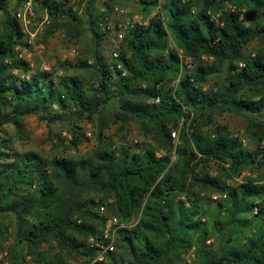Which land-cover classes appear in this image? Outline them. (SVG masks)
Wrapping results in <instances>:
<instances>
[{
	"label": "trees",
	"instance_id": "1",
	"mask_svg": "<svg viewBox=\"0 0 264 264\" xmlns=\"http://www.w3.org/2000/svg\"><path fill=\"white\" fill-rule=\"evenodd\" d=\"M22 1L9 9L0 0V254L7 253L0 264H85L96 254L87 239L109 215L136 221L118 229L107 262L94 264H264V0H162L165 23L161 12L151 15L157 0H137L147 23L128 28L110 60L102 41L115 35L99 23L111 8L100 11L90 0L83 21L70 15L60 26L71 37L88 27L96 84L18 58L26 41L14 12ZM227 2L239 10L227 11ZM41 3L52 23L70 14L58 1ZM76 66L91 67L85 60ZM217 74L223 77L214 80ZM226 111L245 118L253 146L216 121ZM31 114L70 121L69 137L59 140L74 150L84 140L77 120L95 117L97 146L51 157L20 151L4 125L23 137ZM117 122H134L144 144L117 145L104 133ZM211 235L215 243L207 242Z\"/></svg>",
	"mask_w": 264,
	"mask_h": 264
},
{
	"label": "rangeland",
	"instance_id": "2",
	"mask_svg": "<svg viewBox=\"0 0 264 264\" xmlns=\"http://www.w3.org/2000/svg\"><path fill=\"white\" fill-rule=\"evenodd\" d=\"M128 1L130 8H132L135 13L141 14L138 2L134 0ZM96 4L98 7L102 5L101 1H98ZM13 7L14 0H9L8 8L13 9ZM81 15H79L80 20L83 21L84 16ZM109 15L113 22L117 21L118 18L115 15H111V11L109 12ZM2 18L3 12L0 9V24ZM67 21V19H61L56 22L54 21L56 24H54L50 30V27H47L41 37L37 39V42L43 43L44 45L41 55L33 54L29 57V60L32 63L33 68L38 67L41 61H45L50 65V69L56 68L57 75H75L82 79L84 84H96L98 79L93 71V58L91 53L94 50V45L91 33L88 27L83 24V31L80 35L77 37L68 36L64 30L65 28L60 26L62 23H67ZM252 45H257V41H253ZM102 47V55L110 60L112 47L108 38H105L102 41ZM71 48L77 49L78 54L70 55L69 52ZM84 60L91 65L88 70L81 69L76 66L77 63ZM64 61H68L72 64V66L67 65L65 67H59L58 64L63 63ZM222 77L223 74H217L213 76V79L215 80ZM215 119L217 122L227 125L231 130L242 135L246 139L247 146L254 145V139L244 132L245 118L242 115L226 111L222 114L216 115ZM23 122V137H18L15 135L12 124L7 123L4 125V129L7 133L6 137L10 140V144L20 151L34 150L47 157H51L53 155L85 154L95 148L98 143L96 139L98 120L95 117H84L81 120H77L78 125L82 128L84 133V140L75 150L73 148H66L65 145H67V143L62 144L59 140L60 137H69V127L71 126L70 121L62 120L56 121L54 123H48L46 120L40 119L37 115L31 114L25 116ZM104 133L106 136L111 137V139L117 145L123 144L125 141H127L129 144H138L139 147H141L145 141L138 134V129L134 122L113 123L108 128L104 129ZM135 140H137V142H135ZM216 169L217 164L215 162H211V171L215 172ZM246 173L247 171L244 172V174ZM11 220V215L5 219V222L9 224V229L7 230L8 232L4 233L2 237L3 246L5 247L9 246V244L12 242ZM135 221L136 218L133 217L127 223L130 226ZM214 239L215 237L211 235L207 239V242L209 240L208 243H215ZM67 263L83 264V262L78 259L68 260Z\"/></svg>",
	"mask_w": 264,
	"mask_h": 264
},
{
	"label": "built area",
	"instance_id": "3",
	"mask_svg": "<svg viewBox=\"0 0 264 264\" xmlns=\"http://www.w3.org/2000/svg\"><path fill=\"white\" fill-rule=\"evenodd\" d=\"M42 0H23L17 9L14 12L15 17L20 23V27L22 32L24 33V38L26 41V45L24 46H17V56L18 58L24 59L29 62L31 67L32 63L29 60V57L33 54L41 55L44 45L43 43L37 42V39L41 37L44 31L47 29L48 26L51 25L53 19L49 14V7L43 5L41 3ZM51 2L52 0H46ZM62 4L63 9L66 12L70 13L69 15L62 14L60 19H68L70 15H81L87 6L90 0H55ZM101 1V6L99 7L100 11H106L107 9L111 8V15H115L118 19L117 21L113 22L110 19V15L104 17V20L99 23L100 30L102 32H114L115 37L111 38V59H115L118 56V49H119V40L123 37L125 31L133 27L135 24L138 25H145L147 23L149 16H143L141 14L135 13L132 8H130L127 0H95ZM161 1L157 0V5L151 15L154 14L155 11L161 12L162 21L163 23L166 22L167 17L161 11ZM186 1V0H182ZM198 8L196 6L191 7V11L195 12ZM225 9L227 11H237L239 10L236 5L227 2L225 4ZM209 13V11H208ZM211 18L214 21L217 20V15L211 14ZM70 55H77V49L71 48ZM9 62L7 58L5 60ZM119 67V65H117ZM41 70H50V65L45 61H41L40 65L38 66ZM17 70H14L16 73ZM22 78L28 79L29 74L24 73L21 74ZM54 108H57L55 104H53ZM171 136L174 140L178 138V131L173 130L171 132ZM243 145H246V139L244 137L241 138ZM137 142V140H135ZM261 147H264V140L259 142ZM212 199H218L220 194L213 193L211 195ZM107 202L98 203L97 210L100 213L106 212ZM129 226L127 222L120 220L116 215H109L106 220L104 227L102 228L101 232L98 236H90L87 239L88 245L95 249V256L89 260L85 264H94V263H105L109 259V254L115 250V243L117 238V231L121 227ZM209 242V240H208ZM6 251L0 254V258L6 255ZM195 257L193 252V248L189 251L187 255V261L191 262ZM3 264H7L5 260ZM68 264V263H66Z\"/></svg>",
	"mask_w": 264,
	"mask_h": 264
},
{
	"label": "crops",
	"instance_id": "4",
	"mask_svg": "<svg viewBox=\"0 0 264 264\" xmlns=\"http://www.w3.org/2000/svg\"><path fill=\"white\" fill-rule=\"evenodd\" d=\"M134 1H137V0H134ZM127 2H129V1L127 0Z\"/></svg>",
	"mask_w": 264,
	"mask_h": 264
}]
</instances>
